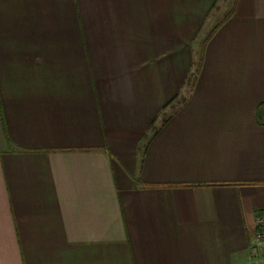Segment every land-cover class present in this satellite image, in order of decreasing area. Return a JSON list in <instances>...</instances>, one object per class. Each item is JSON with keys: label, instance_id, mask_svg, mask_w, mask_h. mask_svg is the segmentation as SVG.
I'll return each instance as SVG.
<instances>
[{"label": "crops", "instance_id": "1", "mask_svg": "<svg viewBox=\"0 0 264 264\" xmlns=\"http://www.w3.org/2000/svg\"><path fill=\"white\" fill-rule=\"evenodd\" d=\"M262 213L264 0H0V264H249Z\"/></svg>", "mask_w": 264, "mask_h": 264}, {"label": "built area", "instance_id": "2", "mask_svg": "<svg viewBox=\"0 0 264 264\" xmlns=\"http://www.w3.org/2000/svg\"><path fill=\"white\" fill-rule=\"evenodd\" d=\"M249 264H264V213L256 219Z\"/></svg>", "mask_w": 264, "mask_h": 264}, {"label": "trees", "instance_id": "3", "mask_svg": "<svg viewBox=\"0 0 264 264\" xmlns=\"http://www.w3.org/2000/svg\"><path fill=\"white\" fill-rule=\"evenodd\" d=\"M203 58H204V52L200 55V58L195 64L194 70L190 73L189 77V82H188V87L191 89L194 87V83L201 71L202 64H203Z\"/></svg>", "mask_w": 264, "mask_h": 264}]
</instances>
